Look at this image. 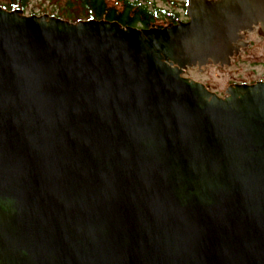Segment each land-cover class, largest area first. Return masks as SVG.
Instances as JSON below:
<instances>
[{
	"label": "water",
	"instance_id": "obj_1",
	"mask_svg": "<svg viewBox=\"0 0 264 264\" xmlns=\"http://www.w3.org/2000/svg\"><path fill=\"white\" fill-rule=\"evenodd\" d=\"M188 15L0 5V264H264V83L223 100L173 67L226 62L264 0Z\"/></svg>",
	"mask_w": 264,
	"mask_h": 264
},
{
	"label": "flooded vegetation",
	"instance_id": "obj_2",
	"mask_svg": "<svg viewBox=\"0 0 264 264\" xmlns=\"http://www.w3.org/2000/svg\"><path fill=\"white\" fill-rule=\"evenodd\" d=\"M131 2L135 3L134 7H143L148 13L132 26L140 30L163 28L170 24L190 21L188 0H171L167 5H160L157 0ZM173 67L180 69L181 75L190 82L202 84L209 92L223 100L231 99L234 92L240 93L238 97L242 98L246 93L242 92L239 86L264 83V29L262 25H256L251 30L241 31L233 42L231 56L226 62L185 67L174 63ZM212 70L217 74L210 75Z\"/></svg>",
	"mask_w": 264,
	"mask_h": 264
},
{
	"label": "trees",
	"instance_id": "obj_3",
	"mask_svg": "<svg viewBox=\"0 0 264 264\" xmlns=\"http://www.w3.org/2000/svg\"><path fill=\"white\" fill-rule=\"evenodd\" d=\"M59 6L57 16L78 22L82 19L118 21L122 25L134 26L148 14L143 7H134L130 0H52ZM63 1V2H62ZM62 2V3H61ZM27 0H8L0 5L8 10L27 9ZM139 20V21H138ZM146 24H149L145 22Z\"/></svg>",
	"mask_w": 264,
	"mask_h": 264
},
{
	"label": "rangeland",
	"instance_id": "obj_4",
	"mask_svg": "<svg viewBox=\"0 0 264 264\" xmlns=\"http://www.w3.org/2000/svg\"><path fill=\"white\" fill-rule=\"evenodd\" d=\"M8 0H0L1 2ZM29 2L27 9H25L26 15H44L51 14L57 16L60 12L59 6L52 0H27ZM131 1V0H130ZM171 0H157L160 5H167ZM63 2V1H62ZM61 2V3H62ZM226 73H231L226 71ZM217 72L212 70L210 75H216Z\"/></svg>",
	"mask_w": 264,
	"mask_h": 264
}]
</instances>
